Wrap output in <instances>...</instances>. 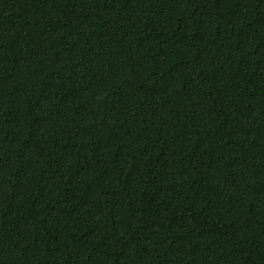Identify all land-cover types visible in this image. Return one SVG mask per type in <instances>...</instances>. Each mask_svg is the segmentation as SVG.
<instances>
[{
    "label": "trees",
    "instance_id": "trees-1",
    "mask_svg": "<svg viewBox=\"0 0 264 264\" xmlns=\"http://www.w3.org/2000/svg\"><path fill=\"white\" fill-rule=\"evenodd\" d=\"M0 264H264V0H0Z\"/></svg>",
    "mask_w": 264,
    "mask_h": 264
}]
</instances>
